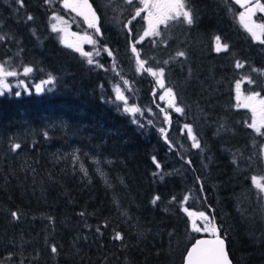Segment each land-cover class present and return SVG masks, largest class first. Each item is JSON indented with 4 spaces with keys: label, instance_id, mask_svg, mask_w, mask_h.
<instances>
[{
    "label": "trees",
    "instance_id": "16d2710c",
    "mask_svg": "<svg viewBox=\"0 0 264 264\" xmlns=\"http://www.w3.org/2000/svg\"><path fill=\"white\" fill-rule=\"evenodd\" d=\"M91 2L96 44L112 52L93 64L58 29L56 17L80 27L61 0H0L5 70L34 82L56 77L50 92L0 96V264H183L204 235L184 208L215 218L234 264H264V196L251 180L264 177V136L247 126L252 112L242 106L253 92L264 98V72L253 71L264 70V44L236 20L230 0H187L193 25L168 21L142 41L147 23L131 19L132 4ZM217 36L227 50L216 51ZM147 68L164 69L183 112L165 115Z\"/></svg>",
    "mask_w": 264,
    "mask_h": 264
},
{
    "label": "snow or ice",
    "instance_id": "6c2138e0",
    "mask_svg": "<svg viewBox=\"0 0 264 264\" xmlns=\"http://www.w3.org/2000/svg\"><path fill=\"white\" fill-rule=\"evenodd\" d=\"M17 4L20 5V7L24 6V0H15ZM125 2L129 5L133 4L134 0H125ZM45 3H50V0H45ZM236 4H239L242 8L245 9V11L239 13V19L240 23L243 25L244 29L250 34L253 40L258 41L260 44H264V22L257 23L255 19H253L254 16H256L257 12L264 13V2L262 0H235ZM139 4L142 5L141 7H137L134 10V15L132 16V20H135L137 17H140L142 13H147V16H144L143 18L148 20L149 27L144 31V35L140 37V40L142 41L145 36L150 35H160L158 29V26L160 24H167L168 21H181L182 23H186L187 25H193L195 23V16L193 13V10L188 6L187 0H139ZM64 6L66 8H71L73 11L77 12L78 15L82 16L85 21L88 23V26L90 28H94L95 32L98 34L101 33L100 28V17L97 15L96 11L92 8V5L88 2V0H64ZM155 10V11H153ZM34 17L31 15L27 16V20L31 21ZM57 19H62L60 17H57ZM264 19V18H262ZM129 24H131V20L129 21ZM52 30L54 32L59 31L55 25H53ZM131 31V29H129ZM34 34V33H33ZM5 39L3 35H0V40ZM88 43L95 44L96 41L93 40L91 37H85L84 38ZM217 41V48L216 51L219 52L221 50H227L228 44L221 43V38L219 36L216 37ZM63 42V41H62ZM69 47H74L76 51L80 52V54L84 57H87V62L89 64H93L94 61L92 59V52H84L82 48L78 46L68 45ZM132 52L137 53V60L140 65V67H143L146 61L139 59V53L136 48V43L134 42L132 44ZM105 51H108V54L111 56L112 52L110 50L105 49ZM99 54V50H97V55ZM178 57H182L185 55L184 52H177L176 54ZM5 63H0V96H4L7 93L11 92V86L7 83L6 77H15L18 75L15 71H6L5 70ZM165 64L168 63L167 61L164 62ZM99 67H103L102 65H98ZM236 68H242L244 67V64L237 61L236 62ZM33 71L32 67L25 66L23 68V72L25 75H28ZM147 72H149L154 77H160L161 79H158V83L161 87H164L163 83V75H164V69H152L147 68ZM253 71H262L264 70H256L253 69ZM56 81V77L52 76L51 74L48 75V78L46 80H41L40 83L35 85V93L41 94L45 91H52V88H45V85H54ZM244 81H246L248 84H254L255 81H253L250 77H244ZM21 85L24 86V91L31 95V90L28 88L26 84H24V81L21 80L19 82ZM127 83V82H125ZM242 81L237 80L236 81V90H237V99H240V89H241ZM102 87V86H101ZM117 95L116 99L124 101L125 105H127V98L123 95L122 90L117 85L115 89ZM167 92L170 96L173 97L172 100H170L169 105H174V93L172 89H167ZM15 97H20L22 93L20 91H16L13 93ZM260 96V93L253 92L251 95L245 98L246 102L242 105L245 108H250L252 112V120L251 123H248L247 126L251 129H253L256 133L264 136V98H261L257 100V97ZM238 107L241 105H237ZM125 112H138L140 109L136 108L135 106L129 108H124ZM176 112H183V109L180 107H175ZM167 118V117H166ZM185 128L188 130V135L193 140V147L199 148L200 144L196 138L195 135L192 134V128L190 125H185ZM161 132L164 131V129L160 130ZM20 144H13L12 150L15 151L17 149H20ZM153 160L155 161V157H153ZM157 167H159V164H157ZM252 183L254 187L258 190L259 193H264V177H257L252 176L251 177ZM159 196L155 197L152 201L153 204L156 203L157 200H159ZM185 200L188 199V197L184 198ZM183 211L187 213V215L192 218L191 219V225H192V231L194 232H207L210 233L214 239H200L196 240V242L192 245L190 249L187 250V256L185 258V264H231V260L228 257V253L226 251L225 247V240L221 238L220 231L221 228L217 225H215L214 217H209L204 212H192L189 211L188 208H184ZM83 215V213H81ZM12 216L16 219L19 218L18 214L16 212L12 213ZM197 220L204 221L203 225L198 224ZM99 231V229H97ZM114 239H123L122 235L120 233H116ZM51 251L53 253L57 252L56 246H51Z\"/></svg>",
    "mask_w": 264,
    "mask_h": 264
},
{
    "label": "rangeland",
    "instance_id": "374dc122",
    "mask_svg": "<svg viewBox=\"0 0 264 264\" xmlns=\"http://www.w3.org/2000/svg\"><path fill=\"white\" fill-rule=\"evenodd\" d=\"M88 2L92 5V2H90L89 0H88ZM61 4L63 5L65 11L67 13H71L74 16V18L76 19V21H78V23L80 24V27H78L76 30H71L73 25L77 26L76 23H73L74 21L68 22L67 19H65V18H62V19H57V17L55 18L57 21V27L63 33V37L66 40V43L68 45L78 46V47L82 48L84 52H92L93 53L92 59L97 54V50H99L98 48H101V50H99L100 53L107 52V51H105V48L98 47V45L96 43H95L96 44V46H95V44L88 43L84 39L87 36V37H91L93 40H95V36L98 33L95 32L94 28H90L88 26V23L85 21V19L82 16L78 15L77 12L73 11L71 8H66L64 6V0H61ZM92 8L94 9L93 5H92ZM233 10L234 9H231V11H230L232 13V15H233ZM243 11H245V10H239L237 13L236 20L238 19L239 22H240L239 13L243 12ZM261 14L264 15V13L257 12L256 16L253 17V19H255L257 21V23H261V20H262V17L260 16ZM79 20L82 21L83 23L79 22ZM144 20L147 23V27H146V29H147L149 27L148 20H146V19H144ZM153 36L154 35L145 36V38L153 37ZM85 46H88L89 49H86ZM158 79H161V78L155 77L156 82L158 81ZM21 80L24 81V84H26L28 86V88L31 90V92H35V85L40 83V81H41L40 80V81L34 82V81L27 80V79H25V76L23 74H18L15 77H6V81L11 86V89H15L16 91H20V92L24 91V86L19 83ZM163 83H164V80H163ZM46 86L47 85H45L44 87L46 88ZM167 89H169V87H167L165 85V83H164V87H161L160 84L157 82V88L155 89L156 90L155 95L157 96L158 101L163 103L165 108L162 107V109L164 110L166 116H168L170 114V109L173 108V110H175V107H178L176 104V101H175V97H174V105L175 106L173 107V106L169 105V102H170V100L173 99V97L168 94ZM248 96L249 95L242 97L243 99L240 98V99H242L243 104L246 102L245 98ZM259 99H261V97H259L257 100H259ZM166 108H169V109H166ZM187 133H188V130H187ZM262 154H263V158H264V146L262 148ZM263 196H264V193H263ZM189 211L196 212L193 210H189ZM196 213H198V212H196ZM189 219H190V224H191L192 218L189 217ZM197 223L203 225L204 221L197 220ZM191 229H192V225H191ZM196 233L210 234L207 232H196Z\"/></svg>",
    "mask_w": 264,
    "mask_h": 264
},
{
    "label": "water",
    "instance_id": "95a60500",
    "mask_svg": "<svg viewBox=\"0 0 264 264\" xmlns=\"http://www.w3.org/2000/svg\"><path fill=\"white\" fill-rule=\"evenodd\" d=\"M237 8L243 10L244 8H242L239 4H236L235 3V0H230ZM131 49H132V45H131ZM136 55V59H137V53H134ZM214 224L218 226V224L214 221ZM220 236L221 238H223L225 240V247H226V251L228 253V257L229 259L231 260V264H234L231 257H230V254H229V251H228V246H227V240L225 239V237L222 236L221 234V231H220ZM200 239H214V237L211 235V234H204V235H200L198 236L191 244L190 246L188 247V249H190L192 247V245L196 242V240H200ZM187 249V250H188ZM187 250H186V253L184 255V258H183V264H185V258L187 256Z\"/></svg>",
    "mask_w": 264,
    "mask_h": 264
},
{
    "label": "flooded vegetation",
    "instance_id": "af4514ba",
    "mask_svg": "<svg viewBox=\"0 0 264 264\" xmlns=\"http://www.w3.org/2000/svg\"><path fill=\"white\" fill-rule=\"evenodd\" d=\"M91 2V0H89ZM125 1V0H124ZM126 3V2H125ZM135 8L137 7H141L142 5L139 4V0H134L133 4H132ZM154 11V10H153ZM143 17L147 16V13H142ZM158 30V29H157ZM233 261V260H232Z\"/></svg>",
    "mask_w": 264,
    "mask_h": 264
}]
</instances>
